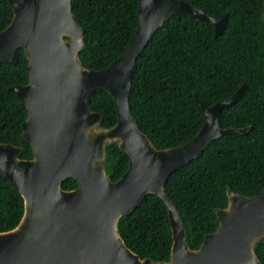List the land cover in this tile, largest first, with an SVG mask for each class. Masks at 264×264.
<instances>
[{"label": "water", "instance_id": "obj_1", "mask_svg": "<svg viewBox=\"0 0 264 264\" xmlns=\"http://www.w3.org/2000/svg\"><path fill=\"white\" fill-rule=\"evenodd\" d=\"M14 18L0 32V63L17 65L19 49L28 60L29 82L15 86L28 111L23 149L0 143V171L21 193L25 212L13 230L0 233V264H262L256 253L264 239V191L254 197L229 189L228 206L216 209V232L198 249L190 248L181 212L170 200L171 175L198 160L209 145L250 128H222L220 116L248 90L208 105L195 95L206 122L189 142L158 149L139 128L130 103L137 61L154 34L175 15L186 14L214 25L218 38L228 15L215 19L185 0H140V25L125 53L103 70L84 67L85 30L73 12V0H8ZM109 93L117 104V123L103 128L102 115L89 98ZM117 144L130 159L116 182L107 168V148ZM74 179L78 187L64 190ZM148 195L168 208L173 235L168 262L141 258L125 243L119 225Z\"/></svg>", "mask_w": 264, "mask_h": 264}, {"label": "trees", "instance_id": "obj_2", "mask_svg": "<svg viewBox=\"0 0 264 264\" xmlns=\"http://www.w3.org/2000/svg\"><path fill=\"white\" fill-rule=\"evenodd\" d=\"M140 0H73V12L85 30L84 67L103 70L121 57L140 25ZM215 19L228 15L226 29L215 38L214 25L186 14L169 19L153 36L137 61L130 103L139 128L158 149L191 141L206 119L195 95L212 106L248 90L220 116L222 128H250L213 141L203 156L176 171L166 184L170 200L181 212L187 241L198 249L207 234L217 231L216 209L228 206L229 189L254 197L264 191V0H185ZM14 18L8 0H0V32ZM17 65L0 63V143L21 147L22 159H32V147L23 138L28 111L11 88L29 82L28 60L19 49ZM101 126L117 123V104L112 96H90ZM130 159L117 144L107 148V172L118 181ZM78 187L74 179L64 190ZM25 212L19 190L0 171V233L15 229ZM126 245L154 261L168 262L173 235L168 208L156 195L119 225ZM256 253L264 264V239Z\"/></svg>", "mask_w": 264, "mask_h": 264}]
</instances>
